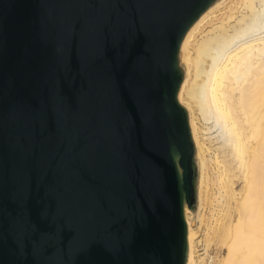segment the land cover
Returning a JSON list of instances; mask_svg holds the SVG:
<instances>
[{
	"label": "water",
	"instance_id": "1",
	"mask_svg": "<svg viewBox=\"0 0 264 264\" xmlns=\"http://www.w3.org/2000/svg\"><path fill=\"white\" fill-rule=\"evenodd\" d=\"M214 0H0V264H184L181 40Z\"/></svg>",
	"mask_w": 264,
	"mask_h": 264
},
{
	"label": "bare ground",
	"instance_id": "2",
	"mask_svg": "<svg viewBox=\"0 0 264 264\" xmlns=\"http://www.w3.org/2000/svg\"><path fill=\"white\" fill-rule=\"evenodd\" d=\"M178 63L195 164L184 264H200L198 243L216 241L219 264H264V0H214L185 32Z\"/></svg>",
	"mask_w": 264,
	"mask_h": 264
},
{
	"label": "rangeland",
	"instance_id": "3",
	"mask_svg": "<svg viewBox=\"0 0 264 264\" xmlns=\"http://www.w3.org/2000/svg\"><path fill=\"white\" fill-rule=\"evenodd\" d=\"M212 221V217L209 218V222ZM198 253L200 254V257H204L200 264H205V259L210 258L212 259L209 264H219V259L222 256L223 252L225 251L220 244L216 241L213 242L209 247H205L203 242H199L197 245ZM206 250V251H205Z\"/></svg>",
	"mask_w": 264,
	"mask_h": 264
},
{
	"label": "built area",
	"instance_id": "4",
	"mask_svg": "<svg viewBox=\"0 0 264 264\" xmlns=\"http://www.w3.org/2000/svg\"><path fill=\"white\" fill-rule=\"evenodd\" d=\"M212 259H210L209 257L205 259V264H209V262H211Z\"/></svg>",
	"mask_w": 264,
	"mask_h": 264
}]
</instances>
